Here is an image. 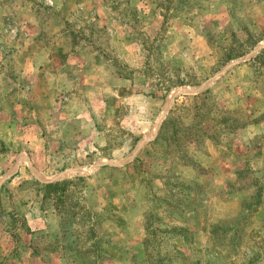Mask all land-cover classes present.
Wrapping results in <instances>:
<instances>
[{
	"label": "rangeland",
	"instance_id": "1",
	"mask_svg": "<svg viewBox=\"0 0 264 264\" xmlns=\"http://www.w3.org/2000/svg\"><path fill=\"white\" fill-rule=\"evenodd\" d=\"M0 264H264V0H0Z\"/></svg>",
	"mask_w": 264,
	"mask_h": 264
},
{
	"label": "trees",
	"instance_id": "2",
	"mask_svg": "<svg viewBox=\"0 0 264 264\" xmlns=\"http://www.w3.org/2000/svg\"><path fill=\"white\" fill-rule=\"evenodd\" d=\"M59 186V183L56 184H49L46 186L47 189L57 188Z\"/></svg>",
	"mask_w": 264,
	"mask_h": 264
}]
</instances>
